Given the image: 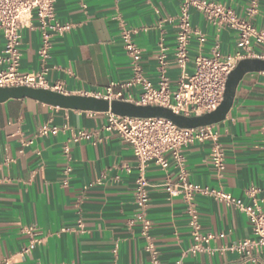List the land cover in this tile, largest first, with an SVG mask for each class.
<instances>
[{"label": "crops", "instance_id": "crops-1", "mask_svg": "<svg viewBox=\"0 0 264 264\" xmlns=\"http://www.w3.org/2000/svg\"><path fill=\"white\" fill-rule=\"evenodd\" d=\"M211 1L264 33V0ZM55 9L57 21L70 28L52 37L46 60L40 55L37 21L21 31L20 71H44L45 88L96 96L111 83L130 80L132 64L123 47V28L138 30L136 42L143 50L146 77L157 85L164 47L172 89L179 86V0H56ZM190 15L197 34L189 46V74L195 70V58L210 57L217 44L224 57L245 53L238 29L216 26L197 9ZM5 44L0 31V57ZM251 49L254 55L264 54V45L255 41ZM126 94L138 97L140 90ZM106 120L107 113L66 109L31 98L0 103V261L151 264L135 202L137 161L129 144L104 130ZM263 125L264 72L249 73L238 86L227 118L214 125L226 152L223 176L212 165L211 144H196L183 150L191 181L222 190L246 205L256 202L264 211ZM43 127L57 128L58 133L40 135ZM81 131L91 133L92 139L74 141L73 134ZM178 172L173 164L167 171L152 164L146 173L147 216L160 264H264V251L247 258L231 250L235 243L254 238L248 216L208 196H198L196 205L202 232L216 238L208 245L210 252L188 253L194 240L187 204L165 189L168 177L175 180ZM28 228L34 229L39 243L24 255L33 239Z\"/></svg>", "mask_w": 264, "mask_h": 264}, {"label": "built area", "instance_id": "built-area-1", "mask_svg": "<svg viewBox=\"0 0 264 264\" xmlns=\"http://www.w3.org/2000/svg\"><path fill=\"white\" fill-rule=\"evenodd\" d=\"M181 11L178 17V35L176 45V61L181 71L179 86L173 90L167 73L166 49L158 58L159 81L154 85L145 75L143 68V50L136 42L137 29L123 28L121 38L124 50L131 60L132 78L124 83H111L105 93L96 97L109 102L114 100L126 101L139 106H158L172 110L175 114L185 117H198L216 111L224 100L226 84L230 74L240 61L245 59L264 60V54L254 55L251 42L264 45V33L257 31L250 23L237 17L235 12L211 0H179ZM56 0H0V31L5 36L4 54L0 57V88L27 86L44 88L45 72L23 74L21 66V31L37 21L41 33V57L46 60L52 48L51 40L54 35H63L69 30L68 25H62L56 19ZM191 9H197L205 14L214 25L232 26L239 30L240 46L245 53L236 57H224L221 47L217 44L212 49L210 57L199 55L193 61L195 70L189 74L191 61L189 46L191 39L197 34L191 24ZM199 41L205 38L199 35ZM139 89L138 97L127 95L126 91ZM51 90V89H49ZM55 91V90H52ZM56 92H60V89ZM61 93V92H60ZM104 130L115 133L133 149L140 177L136 182L135 202L139 210L138 217L142 232L147 240V251L151 264H160L159 252L151 236V221L147 211L149 205V183L146 173L154 164L167 171L171 165L179 170L177 178L168 177L165 189L171 197L180 196L187 204V212L192 227L193 246L188 253L192 255L210 252L209 243L216 238L213 233L204 234L200 224L196 199L198 196L213 197L224 201L244 212L252 225L254 238L244 239L235 243L231 250L241 256L253 258L256 251H264V211L254 202L246 205L241 199L233 197L222 190L202 187L191 181V175L186 168L183 150L196 144H211V162L219 177L226 170V152L220 142L219 132L214 125L198 128H181L165 118H135L119 116L111 111L107 113ZM58 133L57 128L43 127L40 135ZM262 149L264 150V125L262 127ZM93 135L86 131L73 134L74 141L91 140ZM1 182V181H0ZM255 191H251L253 194ZM33 239L24 255L31 253L39 240L35 238L33 228L27 229ZM223 235H220L222 237ZM0 264H8L0 261ZM42 264V263H37Z\"/></svg>", "mask_w": 264, "mask_h": 264}, {"label": "water", "instance_id": "water-1", "mask_svg": "<svg viewBox=\"0 0 264 264\" xmlns=\"http://www.w3.org/2000/svg\"><path fill=\"white\" fill-rule=\"evenodd\" d=\"M258 72H264V60L245 59L240 61L228 78L222 104L216 111L198 117L177 115L172 110L164 107L139 106L134 103L117 100L109 102L108 100L92 96L66 95L49 89L27 86L0 88V103L11 99L31 98L66 109L97 113H108L111 111L119 116L135 118H165L181 128L190 129L223 122L233 107L238 86L243 78L249 73Z\"/></svg>", "mask_w": 264, "mask_h": 264}]
</instances>
